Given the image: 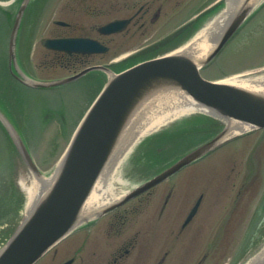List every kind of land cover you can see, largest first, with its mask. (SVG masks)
<instances>
[{"label": "rangeland", "instance_id": "obj_1", "mask_svg": "<svg viewBox=\"0 0 264 264\" xmlns=\"http://www.w3.org/2000/svg\"><path fill=\"white\" fill-rule=\"evenodd\" d=\"M77 16L89 21V18L82 13ZM113 16L99 18L97 23H105ZM64 18L67 22H71L74 15L68 12ZM54 20L49 21V29L47 25L45 33L40 32L41 37L55 36L59 32ZM39 36L37 35L31 51L36 78L44 81H59L73 74V70L56 65L54 56L43 48ZM143 42L142 40L128 49L134 50ZM2 50L3 47L0 45V55ZM107 60L108 58L102 61L96 59L93 64L105 63ZM201 72L208 80L264 75V8L257 12L254 22L249 23L225 51ZM93 78L98 77L84 76L53 90L19 87L16 95L6 98L5 102L10 104L12 113L22 122L25 140L42 176L47 177L56 172L79 118L99 91L101 81H94ZM0 79H3L1 67ZM0 92L2 93L3 90L0 89ZM196 114L199 112L184 115ZM202 123L200 118L181 122L173 130L175 131L173 134H165L164 144L157 149L156 157L162 155L168 160L170 156L165 154L168 153L179 158L205 143L214 132L211 130L208 132V126ZM10 145L12 144L0 127V213L6 211L4 215L0 214L5 216L0 220V225L15 219L22 201L21 195L23 193L24 197L27 196L26 189L32 186L36 176L27 166L22 165L20 155L14 153ZM124 161L120 166L118 165L111 181V189L115 194L126 193L135 185L123 178ZM185 172L187 179L185 191L193 194L202 190L207 194L193 228L203 224V239L200 241L199 234L194 235L195 232L194 237H191L189 254L185 257H176L175 264H197L204 250L207 256L203 264H245L248 259L261 252L264 249V131H257L227 142L214 154L190 165ZM246 176L247 183L252 180L251 185H246L247 189L243 190L242 195L239 194L240 198L237 197L238 194H233L232 197L235 199L231 197L228 199L225 192L232 188V191H240L239 188H242ZM175 179L176 182L180 180L182 186L184 185V178ZM164 190V188L160 189V192ZM194 196L186 201L187 209L195 204ZM229 203L233 204L229 205ZM23 219L22 212L16 228ZM3 228L0 232L4 231ZM2 235L0 233V250L5 245ZM202 244L205 245L204 249ZM51 254L52 252L37 264L48 260Z\"/></svg>", "mask_w": 264, "mask_h": 264}, {"label": "water", "instance_id": "obj_2", "mask_svg": "<svg viewBox=\"0 0 264 264\" xmlns=\"http://www.w3.org/2000/svg\"><path fill=\"white\" fill-rule=\"evenodd\" d=\"M19 1L23 3L16 16L9 42V67L17 80L32 88L47 89L73 82L89 71L103 70L110 73L108 68H91L60 81L44 82L21 72L16 64V38L30 0ZM228 1L226 0L225 11L228 9ZM250 1L248 0L249 3ZM254 10L253 5L245 4L232 13L221 38L200 66L189 56L178 54L137 65L127 72L110 75L102 93L79 124L60 162L53 185L0 252V264L36 263L79 225L90 220L95 213L97 216L108 212L114 206L163 182L237 136L257 129L264 130V95L225 83L207 81L199 73L220 53ZM120 26V22H114L104 30L106 33H112L120 30ZM43 45L68 53H93L102 50L98 43L85 39L44 40ZM166 89L185 92L206 109L201 111L210 120V127L219 129L224 125V128L144 186L99 207L94 214H90L92 216L82 217L86 201L98 180L103 177L129 127L136 120H139L137 125L147 122L144 121L148 115L144 113V105L152 100L154 94ZM0 122L13 139L26 166L39 176L40 171L22 137L1 109ZM231 126L239 133L230 137ZM242 126L248 128L241 131Z\"/></svg>", "mask_w": 264, "mask_h": 264}, {"label": "flooded vegetation", "instance_id": "obj_3", "mask_svg": "<svg viewBox=\"0 0 264 264\" xmlns=\"http://www.w3.org/2000/svg\"><path fill=\"white\" fill-rule=\"evenodd\" d=\"M208 1L210 3L207 5ZM215 2L216 0H70L60 7L59 15L64 18L69 12L74 18L68 27H60L58 35L94 38L109 50L105 54L91 56L59 52L60 65L71 70L79 63L108 58L105 64L119 71L122 69L118 68L119 65L126 66L123 68L125 69L159 57L187 42L192 30L207 17V9ZM80 13L89 18V21L78 18ZM111 15H114V19H128V26L118 34H99L101 24L97 23L98 19ZM142 40L144 42L138 48L128 49ZM122 54L124 56L118 58ZM146 148L145 142L139 144L125 166L123 176L129 182H136L135 187H141L153 177L146 178L141 169L142 162L146 163L143 160ZM185 174L181 170L167 181L89 221L50 251V258L42 264H175L176 257L189 254L191 237L199 234L203 239V224L193 229L199 218L200 208L188 221L190 209L194 205L189 209L185 206L186 201L191 200L194 195L196 200L202 198L201 204H204L207 194L202 190L193 194L185 191ZM176 177L185 179L183 186L180 180L176 182ZM162 185L164 186L159 188ZM163 188L164 192H160ZM232 190L225 192L227 198L236 193Z\"/></svg>", "mask_w": 264, "mask_h": 264}, {"label": "bare ground", "instance_id": "obj_4", "mask_svg": "<svg viewBox=\"0 0 264 264\" xmlns=\"http://www.w3.org/2000/svg\"><path fill=\"white\" fill-rule=\"evenodd\" d=\"M263 0H229L228 9L223 12L214 22L208 27L202 29L197 35L195 40L185 48L178 50L175 54H183L189 56L194 60L198 66L206 59V56L215 47L219 39L221 38L228 21L232 13L238 10L245 4H251L257 7ZM221 83L233 85L252 91L258 94L264 95V75L252 76V77H234L221 81ZM147 105H144L145 115L147 117L140 125H137L139 120L135 121L131 127H129L124 138L121 140L110 164L107 166L104 175L98 180L94 187L90 197L86 201L83 208L82 217H88L99 206H102L108 202H111L117 198V194L111 189V181L114 177L115 170L124 159V156L130 150L131 146L145 134L154 131L163 125L166 121L177 118L183 114H189L193 111L206 110L198 103H196L190 96L179 89H166L162 90L151 97ZM208 111V110H207ZM149 121V122H148ZM230 126V125H229ZM241 131L246 130L248 127L242 126ZM229 136H235L239 132L233 129ZM57 173L52 177H35L34 182L30 188H27L28 204L26 205V218L29 217L31 212L42 200V198L48 193L51 186L56 179ZM26 188V187H25ZM248 264H264V250L258 254L255 258L251 259Z\"/></svg>", "mask_w": 264, "mask_h": 264}, {"label": "trees", "instance_id": "obj_5", "mask_svg": "<svg viewBox=\"0 0 264 264\" xmlns=\"http://www.w3.org/2000/svg\"><path fill=\"white\" fill-rule=\"evenodd\" d=\"M5 96L2 95V93H0V104L2 105V107L5 109ZM6 211H3L2 213H0L1 215H4ZM13 215V212L11 213ZM17 214V213H16ZM16 216V215H15ZM5 218V216H0V220H3Z\"/></svg>", "mask_w": 264, "mask_h": 264}, {"label": "crops", "instance_id": "obj_6", "mask_svg": "<svg viewBox=\"0 0 264 264\" xmlns=\"http://www.w3.org/2000/svg\"><path fill=\"white\" fill-rule=\"evenodd\" d=\"M33 14H34V8L33 9L31 8V10L29 12V18H31L33 16Z\"/></svg>", "mask_w": 264, "mask_h": 264}]
</instances>
